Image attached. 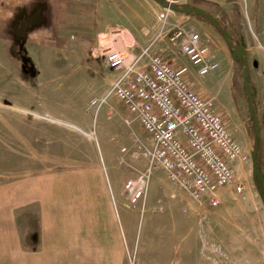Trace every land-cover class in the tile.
<instances>
[{
  "label": "rangeland",
  "instance_id": "374dc122",
  "mask_svg": "<svg viewBox=\"0 0 264 264\" xmlns=\"http://www.w3.org/2000/svg\"><path fill=\"white\" fill-rule=\"evenodd\" d=\"M168 5L199 7L229 34L234 49L206 21L192 14L169 11V26H181L186 35L197 32L201 43H207L210 54H216L220 68L214 73L222 77L216 88H205V94L214 99L230 133L240 143L245 140L249 152L254 153V118L241 79L244 60L237 55L238 48L244 47L240 49L245 50L249 68L262 151L261 163H257L261 175L255 172L253 160L248 172H244L241 184L246 200L232 192L230 198L211 210L215 212L213 224L201 236L194 237L193 228L178 226L170 227L169 236L165 234L162 216L179 212L184 215V208L192 202L169 184L162 172H156L150 177L144 199L136 206L128 203L124 184L145 171L140 143L146 145L148 139L114 97L108 98L97 114L90 107L93 99L104 96L113 79L102 61H98L101 66L86 63L91 59L84 47L89 46L78 44L83 53L78 62L85 63V72L66 56L60 60L59 54L56 68L50 71L48 66L37 65L34 70L27 62L24 67L22 39L0 40V184L16 179L28 182L35 175L54 172L55 191H61L59 181H65V177L69 180L72 174L73 191H101L107 197L101 200V208L114 213L115 209L137 212L136 229L129 226L112 229L106 224L105 229L101 227V264H166L167 244L169 262H177L182 250L186 253L185 264H264V0L154 1L153 30L156 31V15ZM104 22L124 23L122 18L112 15L105 17ZM194 25L202 29L197 30ZM172 35L169 31L156 40V52L174 66L190 67L191 77L195 76L194 68L180 54L183 37L171 42ZM146 215L153 216L154 221L141 231V220ZM119 242L121 252L116 256L114 246Z\"/></svg>",
  "mask_w": 264,
  "mask_h": 264
},
{
  "label": "crops",
  "instance_id": "0c3cea01",
  "mask_svg": "<svg viewBox=\"0 0 264 264\" xmlns=\"http://www.w3.org/2000/svg\"><path fill=\"white\" fill-rule=\"evenodd\" d=\"M154 1L0 0V40L3 42L24 40L25 52L21 57L23 59L25 56L28 57L30 63L28 66L33 65L34 70L37 65L48 66L50 71L51 68H56L59 61L56 54H59L60 60L66 56L75 66H82L85 72L87 69L85 63L78 62L79 57L83 55L80 45L87 44L89 47L84 49H87L89 54L98 24L100 22L106 24L104 21L107 16L123 19V24L113 22V25L123 27L134 40L136 47L133 56L147 47L156 36V31L153 30ZM198 23L202 25V22ZM200 25H194L195 29L201 30ZM68 43H76V46L70 47ZM156 43L157 41L151 46L153 53H158ZM203 43L202 45H207L206 42ZM78 44L80 45L77 46ZM208 55L218 63L219 70L220 62L216 54H210L208 49ZM89 62L101 66L93 59L86 60V63ZM168 64L175 69L185 67ZM105 69L113 78L112 85L117 73L106 67ZM189 69L190 67L186 75L189 85L200 97H210L206 96L205 88H216L222 74L212 72L214 74L199 79L196 70L194 69L195 76L191 77ZM196 78L198 79L195 80ZM233 137L237 139L235 135ZM239 144L249 155V160L246 163H232L235 182L221 188L215 194L217 206L212 207L206 200L196 202L189 194L184 193V198L190 200L192 205L184 208V215L182 212L177 215L167 212L168 214L162 216L165 234L169 236L170 227L178 226L185 229L193 228L196 231L193 236L196 237L197 234L201 236L213 224L215 212L211 210L217 208L223 200L230 198L232 192L242 199L246 198L245 187L241 183L244 180V172H248L250 168L254 153L249 152L245 140ZM53 175L54 172L40 174L28 182L16 179L0 184V264H101V227L105 229L106 224L112 229H116V226L137 228L138 214L134 210L115 209L114 213L110 209L101 208V200L105 201L107 197L101 194V191H73L72 174L69 180L65 177V181H59L61 191H55ZM97 177H101L99 172ZM236 186L242 187L240 194L236 193ZM141 221L140 229L142 225L143 231L153 223L154 217L146 215ZM114 247L117 256L121 252V242ZM165 256L166 264H185L186 253L182 250L178 252L180 258L177 262H169L168 244L165 247Z\"/></svg>",
  "mask_w": 264,
  "mask_h": 264
},
{
  "label": "built area",
  "instance_id": "2783aa9c",
  "mask_svg": "<svg viewBox=\"0 0 264 264\" xmlns=\"http://www.w3.org/2000/svg\"><path fill=\"white\" fill-rule=\"evenodd\" d=\"M169 11L164 9L156 15V36L134 56L136 44L123 27L98 24L90 57L102 61L117 77L104 96L90 102V107L97 114L106 100L114 97L148 139L146 145L140 143L145 171L124 184L130 205L144 199L151 175L162 172L169 184L194 201L206 200L215 207V194L235 182L232 163H246L249 155L224 124L214 99L200 97L190 87L188 67L175 69L151 51L156 40L172 31L169 40L183 37L180 54L198 77L218 70L199 34L186 35L179 25L169 26ZM235 191L240 194L242 187L236 186Z\"/></svg>",
  "mask_w": 264,
  "mask_h": 264
},
{
  "label": "water",
  "instance_id": "95a60500",
  "mask_svg": "<svg viewBox=\"0 0 264 264\" xmlns=\"http://www.w3.org/2000/svg\"><path fill=\"white\" fill-rule=\"evenodd\" d=\"M157 2L161 3V0L157 1ZM166 9H169L170 11L174 10L173 9V5H168L166 7ZM181 13L192 14V15H194L196 17L202 18V20L206 21L208 24H210V26H212L215 29L217 28V24H218L217 20L212 15H210L209 13H207L206 11H204L201 8L187 6V7L181 8ZM219 33L221 34V37L224 40V42L226 43V45L228 47H231L232 44L228 42L229 39H230L229 34L223 29L220 30ZM238 49L239 50H237V55L239 57H242V59L244 60V66H243V70H242V73H241L242 86H243L245 94H246L247 104H248L249 110L251 112L252 117L254 118V126H255V129H256L255 130V135H257V133H258V120H257V117H256V112L253 109V105H252L253 96L251 94L250 83H249V80H248L249 68H248V65H247V61H246V59L244 57L245 56V52H244L245 50L244 49H240V48H238ZM24 61H25V63L27 62L28 64H30L29 61L26 58L24 59ZM253 66H257V63L253 62ZM29 67L31 68V65H29ZM256 150H257V144L254 142L253 166H254V162L257 160V156H256L257 152H256ZM253 168L255 169V172L258 175H261L260 172H258L255 167H253Z\"/></svg>",
  "mask_w": 264,
  "mask_h": 264
},
{
  "label": "trees",
  "instance_id": "16d2710c",
  "mask_svg": "<svg viewBox=\"0 0 264 264\" xmlns=\"http://www.w3.org/2000/svg\"><path fill=\"white\" fill-rule=\"evenodd\" d=\"M155 1H160V0H155ZM173 11L174 12H176V13H180L181 12V8H178V7H175V6H173ZM196 17V16H195ZM196 18H198V19H201L202 20V18H199V17H196ZM231 49H234V47L233 46H231L230 47ZM236 48V47H235ZM239 48H244L243 46H241V47H239ZM251 86V85H250ZM244 89V88H243ZM245 92V91H244ZM254 130H255V127H254ZM254 130H253V138H254V142L257 144V150H256V152H257V154H256V156H257V160L254 162V167L256 168V170H259L258 169V165H257V163L260 165V163H261V155L260 154H262V151H260L261 150V146H260V135L259 134H257V135H255V133H254ZM258 131H259V129H258Z\"/></svg>",
  "mask_w": 264,
  "mask_h": 264
},
{
  "label": "flooded vegetation",
  "instance_id": "af4514ba",
  "mask_svg": "<svg viewBox=\"0 0 264 264\" xmlns=\"http://www.w3.org/2000/svg\"><path fill=\"white\" fill-rule=\"evenodd\" d=\"M217 30H218V32L220 31V30H222V28L217 24V28H216ZM231 39V38H230ZM230 39H229V43H231V41H230Z\"/></svg>",
  "mask_w": 264,
  "mask_h": 264
}]
</instances>
